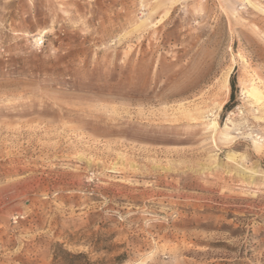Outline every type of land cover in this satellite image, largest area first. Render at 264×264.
Returning <instances> with one entry per match:
<instances>
[{
	"label": "rangeland",
	"instance_id": "1",
	"mask_svg": "<svg viewBox=\"0 0 264 264\" xmlns=\"http://www.w3.org/2000/svg\"><path fill=\"white\" fill-rule=\"evenodd\" d=\"M253 87L264 0H0V264H264Z\"/></svg>",
	"mask_w": 264,
	"mask_h": 264
},
{
	"label": "bare ground",
	"instance_id": "2",
	"mask_svg": "<svg viewBox=\"0 0 264 264\" xmlns=\"http://www.w3.org/2000/svg\"><path fill=\"white\" fill-rule=\"evenodd\" d=\"M227 87H230L229 86V81L227 80ZM248 94H249V97H251V98H253L256 102H259V101H261V100H264L263 99V97H262V95L263 94H261L260 92H259V90L257 89V88H255V87H253L252 89H251V91L250 92H248ZM185 110V109H184ZM189 114V113H188ZM187 114V115H188ZM203 114V113H202ZM189 116V115H188ZM187 118V117H186ZM189 119V118H188ZM187 119V120H188ZM219 124H218V122H217V120H214V121H212L210 124H209V127L210 128H215V129H217L219 126H218Z\"/></svg>",
	"mask_w": 264,
	"mask_h": 264
},
{
	"label": "trees",
	"instance_id": "3",
	"mask_svg": "<svg viewBox=\"0 0 264 264\" xmlns=\"http://www.w3.org/2000/svg\"><path fill=\"white\" fill-rule=\"evenodd\" d=\"M230 86H231V90H232L231 99L234 100V90H235V86H236L235 76H234V75L231 77V80H230ZM228 108H229V104L226 105L225 109L228 110ZM80 257H82V256L79 255V256H76L75 258L78 259V258H80Z\"/></svg>",
	"mask_w": 264,
	"mask_h": 264
}]
</instances>
